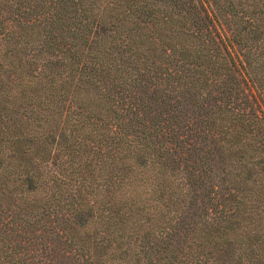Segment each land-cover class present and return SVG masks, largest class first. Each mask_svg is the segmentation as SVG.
I'll return each mask as SVG.
<instances>
[{
	"label": "trees",
	"instance_id": "trees-1",
	"mask_svg": "<svg viewBox=\"0 0 264 264\" xmlns=\"http://www.w3.org/2000/svg\"><path fill=\"white\" fill-rule=\"evenodd\" d=\"M0 264H264V0H0Z\"/></svg>",
	"mask_w": 264,
	"mask_h": 264
}]
</instances>
